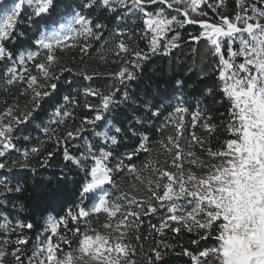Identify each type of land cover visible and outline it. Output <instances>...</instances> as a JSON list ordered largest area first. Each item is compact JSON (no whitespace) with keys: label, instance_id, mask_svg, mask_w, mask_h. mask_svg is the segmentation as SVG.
Instances as JSON below:
<instances>
[{"label":"snow or ice","instance_id":"obj_1","mask_svg":"<svg viewBox=\"0 0 264 264\" xmlns=\"http://www.w3.org/2000/svg\"><path fill=\"white\" fill-rule=\"evenodd\" d=\"M150 6L156 7L150 10ZM203 6L211 8L216 18H203L208 17ZM225 7V0H217L215 5L208 0H71L63 7L57 0H0L2 75L7 84L26 85L21 94L30 92L32 104L22 115L14 114L11 107L0 115V158L12 150L20 152L24 161L30 154L40 153L37 147L18 148L14 143L18 137L13 134L19 125L33 117L41 101L57 90V83L53 82L59 79L53 71L60 63L57 50L75 47L87 55L91 41L100 40L104 35L102 30L108 25L94 22L92 18V12L99 9L115 14L110 36L104 43L111 41L110 50L122 61L117 71L108 73L122 85L135 80V70L152 55H170L173 49L179 48L182 37L178 29L198 26L199 31L188 33V37L197 44L203 40L207 53L215 58L206 68H201L200 78L216 74V84L206 88L205 95L220 105L227 102V119L221 123L229 134L228 139L213 149L211 138L219 125L210 122L212 117L207 107H200L199 101L196 110L189 113L182 96L174 97L179 101L174 105L173 98L168 97L144 100L143 115L133 113L132 121L141 128L155 127L160 133L171 126V131L157 141L165 159L148 161L141 169L135 163L124 161H132L141 152L151 153L148 131L138 130L132 122L121 127L105 120V114L116 104L131 99L129 93L125 90L123 99L117 101L119 87L113 86L107 91L90 85L73 89L86 98L99 97L98 104L87 100L84 104L94 115L81 118L79 125L67 129L62 137L53 138L54 130L50 134L48 128L44 132L62 148L65 164L74 166L82 174L74 190L75 199L60 213L53 214L54 209H45L46 215L41 213L44 225L37 232L30 252L26 250L30 237L25 230L34 229V224L30 220H17L13 224L3 215L0 264H137L135 257L144 245L131 244L130 233L137 242L142 238L154 241L146 264H167L166 257L176 247L163 239L168 231L176 235L182 231L192 234L189 243L196 246L195 251L179 245L190 264H264V0L250 3L236 0L238 10L232 16L218 11ZM129 16L142 21L141 38H147V50L126 42L133 39L131 29L126 26ZM62 19L67 22L60 23ZM40 21H45L43 28L39 26ZM21 24L35 26V32L28 38V47H23L26 40ZM169 33H172L170 37ZM17 40L21 49L14 53L8 45ZM192 51L195 53L196 49ZM26 61L31 62V68ZM59 70L61 73L72 71L63 66ZM97 74L83 69L77 73L88 81ZM175 84L182 88L184 81L176 80ZM214 90L220 93L219 97ZM63 100L79 106L74 96L64 95ZM186 114L191 115L188 127L195 129L199 123L208 135L202 137L193 130L186 136ZM52 115L58 125L76 120L74 112L65 105L55 107ZM5 118L10 119L5 122ZM101 121L104 123L100 124ZM85 133L93 139H88ZM129 133L138 138L137 145L116 157L115 146ZM70 146L77 151H71ZM197 148L212 162L201 159L195 151ZM53 155L48 152L41 166H48ZM114 157L117 162L109 166ZM185 163L192 167L186 169ZM17 164L29 166L12 161L13 166ZM0 169L11 170L6 159L0 161ZM145 170L151 173L147 177L143 175ZM119 173L139 181L147 195L139 197L123 192L115 179ZM132 188L140 191L135 184ZM0 189V203H7L8 193L25 190L19 184L10 186L7 177L0 179ZM113 190L120 194L114 195ZM63 195V190L57 187L37 193V198L55 205ZM150 216H159L160 221L158 224L149 221L148 235L142 237L143 217ZM94 221L98 222L97 227H93ZM209 240L213 242L210 246L201 247V242ZM9 256L11 261L6 260Z\"/></svg>","mask_w":264,"mask_h":264},{"label":"trees","instance_id":"obj_2","mask_svg":"<svg viewBox=\"0 0 264 264\" xmlns=\"http://www.w3.org/2000/svg\"><path fill=\"white\" fill-rule=\"evenodd\" d=\"M214 4L217 0H212ZM71 0H57V3L63 7L70 3ZM251 0H249V3ZM226 7L220 10L222 14H234L238 9L236 8V0H225ZM210 17H215V13L211 8L205 6L204 9ZM91 11V10H90ZM55 15V14H54ZM104 9L95 10L92 12L93 21H100L108 25L106 29H103L104 35L100 40H92L91 47L88 49L87 55H84L79 51L78 48L68 47L57 50V55L60 57L59 65L55 66L53 71L59 79L53 81L57 83V90L52 94L51 97L44 98L40 103V108L33 113V117L29 119L25 124L19 125L17 131L13 134L18 137L14 140L17 147L20 149L32 147L40 148L39 154H30L27 161H24L23 156L20 152L12 150L18 155L16 161L20 163H27L28 167H20L18 164L13 166L11 170L2 169L0 170V179L7 177L10 182V186L22 185L25 189L21 193H8L7 203H0V214L7 215L8 219L13 224L17 220H30L34 224V229L25 230V234L30 237L29 245H32L36 240V234L39 230H42L44 221L41 219V213L45 215L47 212L45 209L53 211V214L60 213L65 205H70L75 199L74 190L78 182L82 179V174H78L74 166L65 164L62 158V148H58L53 140H50L48 135L45 134L44 129L48 128L51 134L54 130L55 136H64L67 129L75 128L80 123L81 118H91L94 113L84 107L85 101L93 104L99 103V97H85L81 92L73 91L75 88L82 89L85 86H92L98 88L101 91H107L113 86L119 87L120 91L116 93L115 99L120 101L123 99L122 93L126 90L129 93L130 100L124 103L116 104L112 110L105 114V120H110L113 124L121 127H126L128 122H132L133 127H136L141 131H148L150 136V147L152 148L151 153L141 152L139 156L133 157L132 161L125 160L127 163H135L138 168L143 169L144 165L148 161L155 163L156 161H163L165 156L163 150L160 148L157 141H159L163 135L169 134L171 126L165 130L164 133H160L155 127L150 129L141 128L132 121V115H143L142 102L144 100H151L154 97L157 99L161 98H173L172 104L178 103V99L174 97H183V101L189 109V113L196 110L197 102H200V107H207L208 113L211 115L212 120L210 122L219 125L217 131L212 135L211 146L213 149L219 147L222 142L229 138V134L223 130V124L221 121L227 119L226 111L228 108L227 102L223 105L215 103L212 97L205 95V89L213 87L216 84V74L213 73L210 77L200 78V72L202 67H207L212 63L215 58L211 57L207 51L204 41H200L199 44L191 41L188 37V33H197L199 31L198 26L187 25L183 29H178L182 37L180 41V47L173 49L170 55L156 54L152 55L150 59L143 61L142 66L136 69L137 78L132 81H127L125 84H119L118 81L114 80L113 77L108 73L115 72L119 69L122 61H118V58L110 50L112 48V42L109 41L105 44L104 41L110 36V31L113 28V16ZM216 18V17H215ZM45 21H40L39 26L44 27ZM126 26L131 29L133 33V39L127 40L131 46H139L141 49L147 50L148 40L147 38H141V29L144 28L142 21L138 18L129 16L127 19ZM20 29L25 32L26 43L23 47L30 45V39H28L32 33L35 32V26L29 27L26 24H21ZM163 42V41H162ZM72 43V41H71ZM70 43V44H71ZM8 47L17 53L21 49L20 41L17 40L15 43H10ZM193 49L196 52L193 53ZM83 55V60L81 56ZM104 59H101V58ZM117 61V62H114ZM26 64L31 68V62L26 61ZM72 69L71 72L64 71L60 72V67ZM4 66L0 64V112L4 111L11 105L16 106V112L14 114L22 115L25 110L31 109V93L21 94L22 90L26 87L23 83L7 84L6 79L3 77ZM86 70L88 73H98L93 77L91 81L85 80L83 76L77 75L81 70ZM22 70V69H21ZM33 74L35 70L33 69ZM176 80L184 81L182 88L175 84ZM214 94L219 97L220 93L214 90ZM64 95L74 96L79 103V106L72 103H66L63 100ZM136 101V103H132ZM65 105L68 110L74 112L76 120H67L65 124L58 125L55 123V117L52 115L55 107ZM224 112L225 115L221 116L220 113ZM187 136L189 132L196 131V133L202 137L208 134L197 124L195 129L188 127L191 122V115L186 114L184 117ZM101 121L100 124H103ZM88 139H93L88 133L84 134ZM29 137L25 140L23 137ZM43 142V143H41ZM138 138L128 134L127 138L122 140L119 146H115V156L119 157L124 152L130 151L137 145ZM76 143H80L79 140ZM70 150L76 152L77 149L71 148ZM83 149L81 148L80 151ZM203 152L199 148L195 149ZM48 152H53L54 155L49 160L48 166L42 167L41 162L45 158ZM3 160L6 157L1 158ZM15 160V159H14ZM115 157L110 160L109 166L116 163ZM9 166V161H8ZM36 171L33 172L32 169ZM4 174V176H1ZM150 170H145L143 175L149 176ZM116 182L119 188L125 193H131L139 197H145L147 193L144 191V186L139 181L134 180L131 175L126 173H119L115 176ZM135 184L137 188H140L139 192H136L132 185ZM59 187L63 190V199L57 204L52 205L51 203L45 204L37 198V193L46 191L48 189H55ZM110 187V186H106ZM2 190V189H0ZM114 195H119L118 191L113 190ZM15 205V207L13 206ZM23 209V210H21ZM103 217H101V221ZM145 221L140 229L142 237L147 236L149 232V224L151 221L153 224H158L160 221L159 216L143 217ZM98 224V222H95ZM93 223V226L94 224ZM81 227H85L81 225ZM155 235V233H153ZM192 234L181 232L176 235L170 231L167 232L166 236L163 237L168 243L176 245L174 250L169 252L166 257L167 264H190L189 257L182 255V249L179 246L183 244L185 247H190L191 250L195 251L196 246L190 245L189 241ZM130 243L138 245L142 243L144 245L142 250H139V254L135 257L137 264H146V256L148 250L153 246L154 241L152 239L137 242L134 239L133 234L130 233ZM11 238H15V234H12ZM157 239L160 237L157 236ZM213 242L211 240L207 242H201V247L210 246ZM11 247V245H9Z\"/></svg>","mask_w":264,"mask_h":264},{"label":"rangeland","instance_id":"obj_3","mask_svg":"<svg viewBox=\"0 0 264 264\" xmlns=\"http://www.w3.org/2000/svg\"><path fill=\"white\" fill-rule=\"evenodd\" d=\"M208 3L209 4H212V5H215L214 4V2L212 1V0H208ZM156 6H150V10L152 9V8H155ZM205 9V6H203V10ZM168 11H170V12H172V10H168ZM205 11V10H204ZM220 11V10H219ZM206 12V11H205ZM0 14H2V13H0ZM173 14H176L175 12H173ZM224 15H229V16H232V15H234V14H226V13H224ZM203 18H213V19H215V17H210L209 15H208V17H203ZM67 21L66 20H61L60 21V23H66ZM57 27H58V25H57ZM169 35V37L172 35V33H169L168 34ZM68 43L70 44L71 43V41H68ZM68 48V47H67ZM9 107H11V108H13L14 109V112H16V106L15 105H11V106H9ZM9 107H7V108H9ZM6 108V109H7ZM5 109V110H6ZM5 110L4 111H2V112H0V115H2L4 112H5ZM8 119H10V118H5V122H7V120ZM196 152H197V155L198 156H200L201 157V159H203V160H205L206 162H212V161H210L209 160V158L206 156V154L204 153V152H200V151H197V150H195ZM15 159V161L17 160V159H19L18 158V155L17 154H15V152H9L8 154H7V156H6V160L7 161H9V168H12L13 167V165H12V161ZM0 161H3V159H1L0 158ZM192 166L191 165H189V164H187V163H185V168L187 169V168H191ZM0 170H2V169H0ZM198 172L199 171H201V170H197ZM0 174H1V172H0ZM1 176H4V174H2ZM3 222V213H1L0 214V223H2ZM96 221H94L93 223H95ZM98 226V224H94V226L93 227H97ZM101 231L103 232L104 230L103 229H101ZM16 238V237H15ZM15 238H12V240H15ZM10 247V246H9ZM32 248H33V244L32 245H29L28 247H27V251H31L32 250ZM11 257L9 256V257H6V260L7 261H11Z\"/></svg>","mask_w":264,"mask_h":264}]
</instances>
